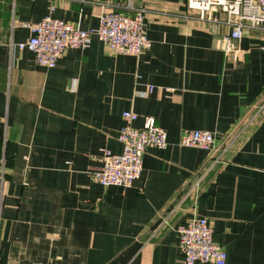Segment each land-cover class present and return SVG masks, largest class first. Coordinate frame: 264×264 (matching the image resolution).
Wrapping results in <instances>:
<instances>
[{"label":"crops","instance_id":"0c3cea01","mask_svg":"<svg viewBox=\"0 0 264 264\" xmlns=\"http://www.w3.org/2000/svg\"><path fill=\"white\" fill-rule=\"evenodd\" d=\"M185 2L113 0L126 14L146 9L150 46L132 55L93 38L46 68L12 45L49 1L0 0V264H183L174 228L194 216L224 264H264V30H244L225 56L223 21L199 20ZM53 5L52 17L83 29L105 10ZM126 110L136 127L152 117L166 145L147 148L131 186L102 187L90 172L104 149L120 151ZM194 129L214 133L212 150L178 144Z\"/></svg>","mask_w":264,"mask_h":264},{"label":"built area","instance_id":"2783aa9c","mask_svg":"<svg viewBox=\"0 0 264 264\" xmlns=\"http://www.w3.org/2000/svg\"><path fill=\"white\" fill-rule=\"evenodd\" d=\"M48 1L49 14L35 23L24 24L29 29V36L24 41L11 44L17 50L29 51L37 66L54 67L65 50L86 48L93 38L100 40L111 51L132 55L150 46L145 26L146 9L143 7L126 14L114 9L113 0H68L80 4L92 2L105 8L98 17L97 25L83 29L78 23L52 17L50 13L54 10V0ZM185 8L194 11L199 20L223 21L227 32L220 36L219 44L225 56L237 51L236 43L244 30H264V0H186ZM217 13L223 14L222 20L215 17ZM147 90L150 92L152 86L148 85ZM258 108H264V98ZM121 118L122 124L116 134L120 151L116 153L104 149L100 167L90 172L91 178L102 187L131 186L141 175L142 157L147 148H163L166 145V133L152 117H143L138 127L133 125L138 118L135 112L122 111ZM178 144L212 150L214 133L199 129L186 131ZM198 185L199 178L192 182L186 194L197 189ZM171 211L169 207L159 215L153 225L155 231L168 224ZM174 229L183 264L225 263L226 253L214 243L212 229L205 217L194 216L177 224Z\"/></svg>","mask_w":264,"mask_h":264}]
</instances>
